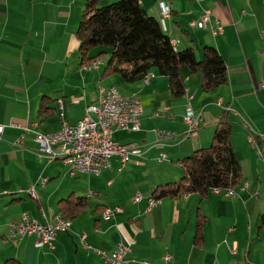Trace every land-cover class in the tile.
Here are the masks:
<instances>
[{
	"label": "crops",
	"instance_id": "obj_1",
	"mask_svg": "<svg viewBox=\"0 0 264 264\" xmlns=\"http://www.w3.org/2000/svg\"><path fill=\"white\" fill-rule=\"evenodd\" d=\"M160 1L171 7L169 17L162 15ZM140 2L173 41L179 39L180 49L194 47L200 59L202 47L214 45L226 62L228 82L205 92L202 74L187 66L182 68L186 93L179 98L172 97L169 78L155 69L148 84L125 82L120 74H104L108 49L98 67L81 63L77 30L86 0H0V123H37L42 132L57 131L62 126L58 99L64 118L75 123L100 86L137 95L144 105L140 130L114 132L121 142H139L140 154L122 169L114 156L98 175L71 174L62 159L39 157L33 133L19 144L22 130L6 128L0 142V264L10 258L23 264H104L99 251L110 255L120 242L131 246L129 264H264V159L249 141L254 134L264 144L259 138L264 135V0ZM206 10L211 11L207 27L192 25ZM219 23L223 32L214 34ZM42 104L50 108L46 116L39 115ZM189 106L202 120L188 135L183 118ZM223 112L232 122L243 172L235 195L226 189L190 193L150 207L156 186L183 176L180 159L212 143ZM31 185L37 198L27 191ZM79 197H86L89 207L70 218L71 229L57 234L53 248L36 247L33 235L17 246L6 241L23 212L44 221L64 215L63 202ZM114 206L121 211L104 217L103 209Z\"/></svg>",
	"mask_w": 264,
	"mask_h": 264
},
{
	"label": "trees",
	"instance_id": "obj_2",
	"mask_svg": "<svg viewBox=\"0 0 264 264\" xmlns=\"http://www.w3.org/2000/svg\"><path fill=\"white\" fill-rule=\"evenodd\" d=\"M80 41L79 56L82 64H90L107 53L110 57L104 74H120L125 82L140 81L156 70L169 78L172 97L179 98L186 93L182 68L187 66L192 73L202 74V89L214 90L228 82L227 65L214 45L202 47V58H198L194 47L175 48L172 38L163 30L160 21L142 6L140 0H116L101 5L99 0H86L78 25ZM104 47L96 55L94 48ZM43 104L39 115L46 116L48 110ZM232 122L229 114L223 112L218 119L212 143L201 147L180 159L183 176L173 182L160 184L151 197L160 200L177 198L185 194L207 195L215 188L232 189L243 178L241 163L232 142ZM89 207L86 197L75 201L65 200L63 218L77 216ZM69 217V218H68ZM4 264H23L16 258Z\"/></svg>",
	"mask_w": 264,
	"mask_h": 264
},
{
	"label": "built area",
	"instance_id": "obj_3",
	"mask_svg": "<svg viewBox=\"0 0 264 264\" xmlns=\"http://www.w3.org/2000/svg\"><path fill=\"white\" fill-rule=\"evenodd\" d=\"M162 15L169 17L171 7L160 1ZM211 20V11L206 10L201 19L192 22L200 28H206ZM223 32V26L219 23L213 27V33L219 34ZM175 40V46H178L179 39ZM101 63L100 60L93 62V66ZM155 75L144 76L143 82L148 84ZM60 117L62 118V126L54 132H42L38 129V124H22L11 122L9 124L0 123V142L4 132L8 126L20 128L22 133L17 140L21 144L27 134L33 133L35 140L39 144V157H45L49 160H55L56 156H63V162L68 166L71 174L88 173L98 175L103 169L111 166V158L117 156L122 169L134 155L140 153V143L137 141L121 142L114 137L115 131L134 132L140 130L141 116H134L135 108H143L142 99L137 95H123L116 87H99L98 95L93 103L87 105L84 109L82 117L75 123H71L64 118L63 99H58ZM155 114L159 115L160 112ZM184 121L188 126L187 134L189 135L196 129L201 120V112L195 113L189 106ZM244 126H248L245 122ZM159 136L169 138L172 136L170 132H159ZM261 140L264 135H259ZM249 141L257 148L259 155L264 159V144H259L254 134H251ZM165 156L164 154L162 155ZM225 190V189H224ZM228 195L234 196V188L226 189ZM27 191L31 196L37 198V191L34 185H31ZM222 189L215 188L213 192H220ZM187 195V194H185ZM141 193L137 192L135 199L141 198ZM158 200L153 197L149 198L150 207L155 205ZM120 206L104 208V217H109L113 213L121 211ZM11 233L6 237V241L17 246L19 241L25 236H34V244L38 248L54 247V241L57 234L62 231H68L72 227V223L59 222L53 215L44 221L32 217L28 212H23L19 221L11 223ZM85 234L82 235L84 240ZM131 251V246L120 242L112 254L108 255L99 251L104 259V264H129L127 254ZM167 259L170 258L168 255Z\"/></svg>",
	"mask_w": 264,
	"mask_h": 264
},
{
	"label": "bare ground",
	"instance_id": "obj_4",
	"mask_svg": "<svg viewBox=\"0 0 264 264\" xmlns=\"http://www.w3.org/2000/svg\"><path fill=\"white\" fill-rule=\"evenodd\" d=\"M173 44L175 46V41H173ZM175 48H177V46H175ZM150 75H154V74L150 73L147 76H150ZM142 114H143V108H135L134 109V116H141ZM56 159H62L63 160V156H56ZM54 217L59 222L72 223L71 221L63 218L60 214L54 215Z\"/></svg>",
	"mask_w": 264,
	"mask_h": 264
},
{
	"label": "rangeland",
	"instance_id": "obj_5",
	"mask_svg": "<svg viewBox=\"0 0 264 264\" xmlns=\"http://www.w3.org/2000/svg\"><path fill=\"white\" fill-rule=\"evenodd\" d=\"M81 9H82V8H81ZM177 47H178V46H177ZM102 56H103V57H104V56H108V53L103 54ZM106 208H110V207H106Z\"/></svg>",
	"mask_w": 264,
	"mask_h": 264
}]
</instances>
